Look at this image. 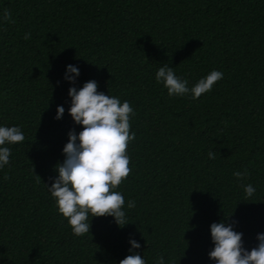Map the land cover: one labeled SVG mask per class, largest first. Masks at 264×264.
Returning <instances> with one entry per match:
<instances>
[{
  "label": "trees",
  "instance_id": "obj_1",
  "mask_svg": "<svg viewBox=\"0 0 264 264\" xmlns=\"http://www.w3.org/2000/svg\"><path fill=\"white\" fill-rule=\"evenodd\" d=\"M165 64L189 88L213 70L223 79L198 99L170 96L155 79ZM90 80L135 111L131 172L116 189L129 223L93 216L77 237L47 187L69 131H82L68 90ZM0 126L25 135L0 169V264H119L133 252L215 264L214 222L251 250L264 234V0H0ZM130 239L141 247L130 252Z\"/></svg>",
  "mask_w": 264,
  "mask_h": 264
},
{
  "label": "clouds",
  "instance_id": "obj_2",
  "mask_svg": "<svg viewBox=\"0 0 264 264\" xmlns=\"http://www.w3.org/2000/svg\"><path fill=\"white\" fill-rule=\"evenodd\" d=\"M3 19L11 20L9 10L4 11ZM23 38L30 39L31 33H25ZM79 74L78 67L68 65L64 79L74 84ZM155 79L158 84H163L170 96L191 94L192 99H198L223 79V72L213 70L189 88L188 81L177 76L174 69L165 64L158 68ZM97 88L95 80L84 83L79 90L69 88L71 106L68 112L82 131L79 134L69 131L68 142L62 150L64 160L56 166L58 175L47 187L58 212L67 218L72 233L77 237L89 234L90 218L93 216H111L119 227L129 223L124 210L125 198L116 189L131 172L127 149L135 139V133L130 131V120L135 111L127 100L121 102L119 97L98 92ZM64 111L63 106H58L54 119H61ZM24 141L21 127L0 126V169L10 162L11 148L5 145ZM208 158H216L214 150L208 152ZM233 175L243 180L248 172L245 169ZM5 179L8 177L5 176ZM244 191L251 198L256 189L247 184ZM135 203L130 200L127 207L134 208ZM210 234L214 247L208 255L215 264H264V234H257L258 243L251 250L243 247V234L234 231L232 224L214 222L210 225ZM129 243L130 252L141 247L134 239H130ZM119 264H146V261L133 252ZM155 264H165L162 254L156 257Z\"/></svg>",
  "mask_w": 264,
  "mask_h": 264
}]
</instances>
